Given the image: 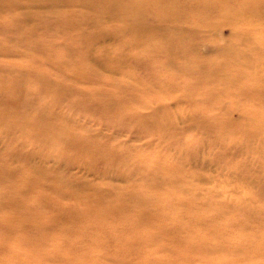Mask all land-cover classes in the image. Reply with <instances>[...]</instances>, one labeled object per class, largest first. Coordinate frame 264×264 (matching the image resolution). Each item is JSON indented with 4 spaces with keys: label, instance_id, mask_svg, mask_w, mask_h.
<instances>
[{
    "label": "rangeland",
    "instance_id": "1",
    "mask_svg": "<svg viewBox=\"0 0 264 264\" xmlns=\"http://www.w3.org/2000/svg\"><path fill=\"white\" fill-rule=\"evenodd\" d=\"M143 1L0 0V264H264V0Z\"/></svg>",
    "mask_w": 264,
    "mask_h": 264
},
{
    "label": "bare ground",
    "instance_id": "2",
    "mask_svg": "<svg viewBox=\"0 0 264 264\" xmlns=\"http://www.w3.org/2000/svg\"><path fill=\"white\" fill-rule=\"evenodd\" d=\"M99 3L102 5L103 10L133 9L134 12H137L138 14L143 12L144 6L150 8H157L153 4L146 3L143 0H99ZM161 5L164 8L167 16H171V15L179 16V14L185 9H188L190 13H194L198 11L200 9L199 6L203 4L197 0H162Z\"/></svg>",
    "mask_w": 264,
    "mask_h": 264
}]
</instances>
